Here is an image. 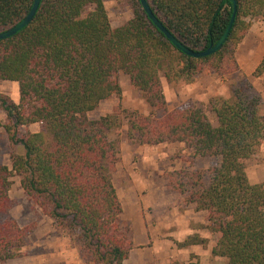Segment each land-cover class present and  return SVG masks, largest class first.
<instances>
[{
    "label": "trees",
    "instance_id": "1",
    "mask_svg": "<svg viewBox=\"0 0 264 264\" xmlns=\"http://www.w3.org/2000/svg\"><path fill=\"white\" fill-rule=\"evenodd\" d=\"M178 40L201 51L227 29L230 0H147ZM237 11L223 46L195 58L179 50L151 21L140 0L133 16L114 27L104 0H41L33 20L0 40V80L18 83L19 101L0 92V124L11 144V168L0 161V263L23 255L35 227L10 215L12 176L54 221L74 235L92 264H124L133 248V229L122 216L114 175L121 130L134 144L183 143L190 166L163 174L165 191L178 195L181 210L207 212L217 234L212 254L227 264H264V182L250 181L244 161L264 145L262 97L251 95V78L231 86L230 98L213 97L208 109L194 104L170 109L167 82L191 83L205 69L220 75L241 71L237 46L254 21H264V0H236ZM34 0H0V32L30 11ZM120 71L152 107L148 114L122 106ZM264 74V56L252 77ZM116 94L113 112L89 113ZM39 123L36 132L28 128ZM116 133L115 138L110 134ZM22 145L24 153L16 151ZM199 157L218 159L207 168ZM189 236L178 246L204 244Z\"/></svg>",
    "mask_w": 264,
    "mask_h": 264
},
{
    "label": "rangeland",
    "instance_id": "2",
    "mask_svg": "<svg viewBox=\"0 0 264 264\" xmlns=\"http://www.w3.org/2000/svg\"><path fill=\"white\" fill-rule=\"evenodd\" d=\"M129 1L104 0L112 26H120L133 16ZM245 37L246 40L243 41V39L240 46H237L242 60L249 57L248 52L251 47L254 46V49L260 53L262 45L264 46V21H254ZM243 74L245 73L241 70L220 75L207 68L191 83L184 81L169 83L164 77V70L161 71L169 108L174 109L190 104L203 106L213 124L217 122L214 114L208 109L210 99L230 98L232 84L240 80ZM251 74L248 75L252 81L249 93L262 97L261 112L264 114V74L259 77H252ZM119 80L122 87L123 107L136 109L145 114L153 110L141 96L140 91L131 85L124 71H120ZM0 92L8 95L15 102L19 101L17 82L0 80ZM119 102V97L114 94L103 100L95 110L89 113V116L99 118L111 113L118 107ZM5 122L6 114L0 111V124ZM40 128L39 123H34L28 129L36 132ZM125 131L126 127L120 132V160L114 175V184L123 206L122 216L131 222L133 229V248L124 264H227L225 258L212 254L218 236L206 227L207 212H197L193 207L181 210L177 204L178 195L165 191L163 174L189 167L191 150L179 142H165L156 146L134 144L127 139ZM110 136L115 138L116 133L112 132ZM11 149L8 135L0 126V161L10 168ZM16 151L19 154L24 153L23 146L17 145ZM218 162L216 158L199 157L194 165L207 168ZM244 163L251 182H264V145ZM11 180L10 215L21 226L33 225L35 229L23 250V255L0 264H92L91 258L78 239L57 225L54 219L25 193L20 183V176L14 174ZM173 209L180 213L190 210L191 215L183 220L184 222L189 220L190 225L197 230L190 236L197 235L204 238L203 235H209L207 239L205 238L204 244H199L202 248L201 254H184L182 246L176 244L179 241L169 230H175L178 233L177 230L181 231L183 228L180 222L175 224L170 219L173 218L170 216ZM186 238H182L183 241ZM208 242L210 248L207 246Z\"/></svg>",
    "mask_w": 264,
    "mask_h": 264
},
{
    "label": "water",
    "instance_id": "3",
    "mask_svg": "<svg viewBox=\"0 0 264 264\" xmlns=\"http://www.w3.org/2000/svg\"><path fill=\"white\" fill-rule=\"evenodd\" d=\"M230 1L233 3L234 11H233V15L231 17V20H230V23H229L227 29L225 30V32L223 33V35L220 37V39L218 40V42L215 45H211L207 49H204L201 51H195L193 49H190L185 44H183L180 40H178L172 33H170V31H168V29L155 16V14L153 13V11H152L147 0H140V3L142 5V8L144 9V11L147 13L148 17L151 19V21L167 36V38L179 50H181L185 54L190 55L192 57L200 58V57L208 56V55L215 53L216 51H218L223 46L224 42L226 41V39L229 35V32L232 28V25H233V22L235 19V15H236V11H237V1L236 0H230ZM40 3H41V0H34L30 11L27 13V15L24 18H22L19 22L14 24L12 27L0 32V40L9 38V37L15 35L20 30H22L24 27H26L33 20L36 12L40 6Z\"/></svg>",
    "mask_w": 264,
    "mask_h": 264
},
{
    "label": "crops",
    "instance_id": "4",
    "mask_svg": "<svg viewBox=\"0 0 264 264\" xmlns=\"http://www.w3.org/2000/svg\"><path fill=\"white\" fill-rule=\"evenodd\" d=\"M245 40H246V37L244 38L243 41H245ZM261 48L262 49H261L260 53H258L254 49V46L251 47L250 51L248 52L249 57L247 59H243V60H242V57H240V55H239V48L236 50V58H237V60L239 62L241 70L244 71L245 74L249 75L250 73H252V71L257 67V65L261 61L262 57L264 56V46L262 45ZM258 56H259V58L257 59ZM190 215H191L190 210H185L184 212L180 213V212L176 211V209H173L171 214H170V216L173 217V218H170V219L172 221H174L175 224L178 223V222H180L182 224V228L183 229L181 231L177 230L178 233L175 232V230H173V231L169 230L170 232H172L171 234L174 236V238L176 240H178L179 242L184 240L182 238L188 237V236L194 234L195 232H197V230H194L193 226L190 225V221L189 220H185V222L183 221L184 219H186ZM203 236L206 239L209 237L208 234L207 235H203ZM207 246H208V248H210L209 242H208ZM200 250H202V248L199 247V244H192V245H188V246H182V251L184 252V254H190V253L201 254Z\"/></svg>",
    "mask_w": 264,
    "mask_h": 264
}]
</instances>
